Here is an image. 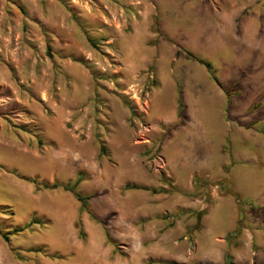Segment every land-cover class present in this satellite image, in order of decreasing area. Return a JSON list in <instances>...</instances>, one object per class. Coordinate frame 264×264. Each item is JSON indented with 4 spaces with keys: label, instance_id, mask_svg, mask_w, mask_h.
Masks as SVG:
<instances>
[{
    "label": "rangeland",
    "instance_id": "374dc122",
    "mask_svg": "<svg viewBox=\"0 0 264 264\" xmlns=\"http://www.w3.org/2000/svg\"><path fill=\"white\" fill-rule=\"evenodd\" d=\"M0 264H264V0H0Z\"/></svg>",
    "mask_w": 264,
    "mask_h": 264
},
{
    "label": "trees",
    "instance_id": "16d2710c",
    "mask_svg": "<svg viewBox=\"0 0 264 264\" xmlns=\"http://www.w3.org/2000/svg\"><path fill=\"white\" fill-rule=\"evenodd\" d=\"M187 58L192 59V60H197V59H196L195 57H193L192 55H188ZM197 61H198V60H197ZM199 62L202 63V64H204L209 70H212V66H211L210 63H206V62H203V61H199ZM45 186H46V188H49L48 185H45ZM76 186H77V185H75L74 187H70L69 185H67V186L64 187V189H66V190H68V191H72V192L76 195V197L78 198V200L84 202V198L82 197V195H81L80 193L76 192ZM57 187H58L57 184L54 185V188H57ZM206 214H207V207L202 208L200 211H198V212L196 213V215L198 216L199 220H201L202 217L205 216ZM2 236H3V238H4L6 241H8V237H7V235L3 234Z\"/></svg>",
    "mask_w": 264,
    "mask_h": 264
},
{
    "label": "crops",
    "instance_id": "0c3cea01",
    "mask_svg": "<svg viewBox=\"0 0 264 264\" xmlns=\"http://www.w3.org/2000/svg\"><path fill=\"white\" fill-rule=\"evenodd\" d=\"M235 226L238 228L239 227V221H238V219L236 220V224H235ZM260 250V249H259Z\"/></svg>",
    "mask_w": 264,
    "mask_h": 264
}]
</instances>
